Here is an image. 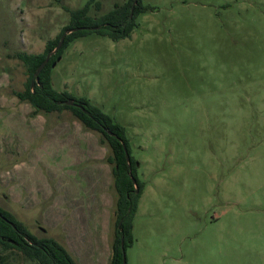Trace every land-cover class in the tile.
Returning <instances> with one entry per match:
<instances>
[{"label": "rangeland", "instance_id": "obj_1", "mask_svg": "<svg viewBox=\"0 0 264 264\" xmlns=\"http://www.w3.org/2000/svg\"><path fill=\"white\" fill-rule=\"evenodd\" d=\"M88 2L0 0V207L78 264H110L108 142L15 94L28 81L17 55L43 53ZM142 4L130 38L90 33L52 70L56 91L126 128L144 185L126 264H264V0ZM0 264L38 263L0 246Z\"/></svg>", "mask_w": 264, "mask_h": 264}, {"label": "trees", "instance_id": "obj_2", "mask_svg": "<svg viewBox=\"0 0 264 264\" xmlns=\"http://www.w3.org/2000/svg\"><path fill=\"white\" fill-rule=\"evenodd\" d=\"M133 3L134 0H128L123 5H116L112 11L103 16L92 17L89 16L91 6L100 8L101 5L97 0H89L83 8L70 12V23L55 39L47 43L43 53L17 55L27 69L28 81L25 91L15 93L16 97L22 102H29L35 108V114L71 111L85 127L100 133L112 150L107 162L113 166V185L117 200L115 238L110 264H123L122 241L126 252L134 245V219L144 185L137 176L136 160L130 155L131 164L127 162L125 149L130 154V144L126 128L101 108L93 105L89 99L73 97L67 91H56L52 82V66L72 43L90 33H97L114 41L130 38L138 27V17L149 9L143 6L142 0H138L134 9ZM69 30L73 32L67 35L62 48L57 53H53L64 33ZM48 57V64L37 77L38 68ZM68 100H73L74 104L67 105L65 102ZM132 177L137 182L138 193ZM0 246L4 250H17L28 260L38 264H78L57 240L34 235L23 222L2 207H0Z\"/></svg>", "mask_w": 264, "mask_h": 264}, {"label": "water", "instance_id": "obj_3", "mask_svg": "<svg viewBox=\"0 0 264 264\" xmlns=\"http://www.w3.org/2000/svg\"><path fill=\"white\" fill-rule=\"evenodd\" d=\"M138 4V0H134V3H133V9L136 7V5ZM77 31V30H76ZM73 31L72 30H69L67 32L64 33V35L62 36L57 48L54 50L53 53H57L61 48L62 46L64 45V42H65V39L67 37L68 34L72 33ZM61 60V57L58 58V60L53 64V68L56 67L57 63ZM49 62V57L40 65V67L38 68L37 72H36V76L38 77L41 72L44 70V68L46 67V65L48 64ZM67 105H73L74 104V101L73 100H68L65 102ZM109 134H111L109 132ZM112 135V134H111ZM125 152H126V158H127V162L128 164L130 165L131 164V160H130V154L128 153L127 149H125ZM132 180L135 184V188H136V192L138 193L139 189H138V186H137V182L136 180L132 177ZM122 249H123V264H126V259H127V256H126V251L124 249V241H122Z\"/></svg>", "mask_w": 264, "mask_h": 264}, {"label": "crops", "instance_id": "obj_4", "mask_svg": "<svg viewBox=\"0 0 264 264\" xmlns=\"http://www.w3.org/2000/svg\"><path fill=\"white\" fill-rule=\"evenodd\" d=\"M103 144V143H102ZM113 173V172H112ZM113 179V178H112ZM113 181H114V179H113ZM112 184H113V182H112ZM113 187H114V185H113ZM115 189V188H114ZM116 192V191H115ZM116 202V201H115ZM115 206H116V204H115ZM115 213H116V209H115ZM114 227H115V220H114ZM112 259V258H111Z\"/></svg>", "mask_w": 264, "mask_h": 264}]
</instances>
